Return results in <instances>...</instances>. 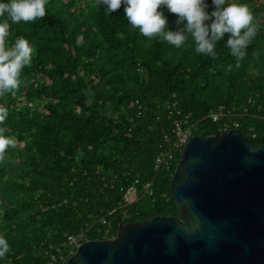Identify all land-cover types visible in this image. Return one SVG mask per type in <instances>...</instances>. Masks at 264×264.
Instances as JSON below:
<instances>
[{"label": "trees", "instance_id": "16d2710c", "mask_svg": "<svg viewBox=\"0 0 264 264\" xmlns=\"http://www.w3.org/2000/svg\"><path fill=\"white\" fill-rule=\"evenodd\" d=\"M240 2L260 30L239 68L223 41L213 58L190 41L177 49L149 40L128 24L123 5L106 14L97 0H49L43 19L10 25L9 43L24 36L35 56L19 89L0 97L9 110L0 127L17 139L0 162V235L10 245L0 264H64L69 237L110 240L118 220L178 218L170 187L181 154L170 168L155 167L177 120L188 117L193 136L208 138L222 123L210 115L224 108L223 122L261 143L264 0ZM164 11L174 30L176 15Z\"/></svg>", "mask_w": 264, "mask_h": 264}, {"label": "water", "instance_id": "95a60500", "mask_svg": "<svg viewBox=\"0 0 264 264\" xmlns=\"http://www.w3.org/2000/svg\"><path fill=\"white\" fill-rule=\"evenodd\" d=\"M170 197L178 218L118 220L114 239L81 244L65 264H264V139L193 136Z\"/></svg>", "mask_w": 264, "mask_h": 264}, {"label": "clouds", "instance_id": "9594fccd", "mask_svg": "<svg viewBox=\"0 0 264 264\" xmlns=\"http://www.w3.org/2000/svg\"><path fill=\"white\" fill-rule=\"evenodd\" d=\"M48 3L49 0H0V97L19 89L22 73L31 66L35 56V46L24 36L9 43L10 25L43 19ZM97 4L106 14H113L123 5L124 17L140 35L177 49L190 41L196 54L215 58L216 47L223 41L237 68L260 30L253 12L240 0H211L210 4L208 0H97ZM164 9L176 15L174 30ZM8 116V108L0 105V125ZM6 131L0 127V162L5 161L9 148L17 146L16 137L6 135ZM9 251L8 240L0 235V258Z\"/></svg>", "mask_w": 264, "mask_h": 264}, {"label": "built area", "instance_id": "2783aa9c", "mask_svg": "<svg viewBox=\"0 0 264 264\" xmlns=\"http://www.w3.org/2000/svg\"><path fill=\"white\" fill-rule=\"evenodd\" d=\"M228 115H230V112L227 113ZM224 111V108H221L219 112H217L216 114H212L210 115V119L214 122V123H220V128H219V133L220 134H224L227 133L231 130H238L239 128V123L234 122L232 124L223 122V118H227V115ZM186 125H189V118H185L182 121L177 120L174 123V135H175V141L172 145V147L168 150L162 151L161 154L159 155V157L156 160V170H159V168L161 166H166L168 168H170L172 161L174 160V157L177 153L182 154V152L184 151L186 145L188 144L189 140L193 137V131L192 128H194V126L190 127V128H186ZM139 184L138 181H136L135 185L130 187L128 189V191L126 192L125 196H124V201L126 204H131L132 203V195H136V185ZM146 187L150 190L151 189V184H147ZM104 224H106V221L103 222ZM108 226V224H107ZM110 229L111 227L108 226ZM109 230L107 231V234H109ZM107 240V239H105ZM112 240V239H110ZM87 237H86V233H82L81 235H79L78 238L76 237H69L68 238V242L69 245L71 246V252L69 253V258L72 257L77 248L87 242ZM69 258H65L64 259V264L67 262V260ZM63 259V258H62Z\"/></svg>", "mask_w": 264, "mask_h": 264}, {"label": "rangeland", "instance_id": "374dc122", "mask_svg": "<svg viewBox=\"0 0 264 264\" xmlns=\"http://www.w3.org/2000/svg\"><path fill=\"white\" fill-rule=\"evenodd\" d=\"M256 5H257V6H259L260 4H259V3H256ZM131 197H132V199H134V198H135V196H134V195H132Z\"/></svg>", "mask_w": 264, "mask_h": 264}]
</instances>
